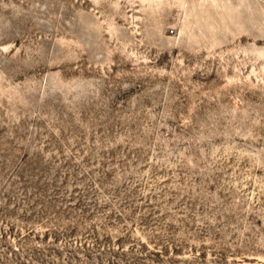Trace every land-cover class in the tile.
Here are the masks:
<instances>
[{
	"label": "rangeland",
	"instance_id": "1",
	"mask_svg": "<svg viewBox=\"0 0 264 264\" xmlns=\"http://www.w3.org/2000/svg\"><path fill=\"white\" fill-rule=\"evenodd\" d=\"M0 264H264V0H0Z\"/></svg>",
	"mask_w": 264,
	"mask_h": 264
}]
</instances>
